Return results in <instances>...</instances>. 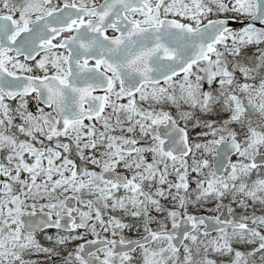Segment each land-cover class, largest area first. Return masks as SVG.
Wrapping results in <instances>:
<instances>
[{
    "label": "snow or ice",
    "instance_id": "6c2138e0",
    "mask_svg": "<svg viewBox=\"0 0 264 264\" xmlns=\"http://www.w3.org/2000/svg\"><path fill=\"white\" fill-rule=\"evenodd\" d=\"M0 264H264V0H0Z\"/></svg>",
    "mask_w": 264,
    "mask_h": 264
},
{
    "label": "flooded vegetation",
    "instance_id": "af4514ba",
    "mask_svg": "<svg viewBox=\"0 0 264 264\" xmlns=\"http://www.w3.org/2000/svg\"><path fill=\"white\" fill-rule=\"evenodd\" d=\"M126 236H128L129 238H135L136 237V232L135 230L129 232L128 230H125V233H124Z\"/></svg>",
    "mask_w": 264,
    "mask_h": 264
},
{
    "label": "trees",
    "instance_id": "16d2710c",
    "mask_svg": "<svg viewBox=\"0 0 264 264\" xmlns=\"http://www.w3.org/2000/svg\"><path fill=\"white\" fill-rule=\"evenodd\" d=\"M189 211H190V212H193V211H196V212H198V211H203V212H205L203 209H197V208H191V207H190ZM207 213H208V212H207Z\"/></svg>",
    "mask_w": 264,
    "mask_h": 264
},
{
    "label": "water",
    "instance_id": "95a60500",
    "mask_svg": "<svg viewBox=\"0 0 264 264\" xmlns=\"http://www.w3.org/2000/svg\"><path fill=\"white\" fill-rule=\"evenodd\" d=\"M233 23H235V22H233ZM197 214H199V215H211V214H207V213H197Z\"/></svg>",
    "mask_w": 264,
    "mask_h": 264
},
{
    "label": "rangeland",
    "instance_id": "374dc122",
    "mask_svg": "<svg viewBox=\"0 0 264 264\" xmlns=\"http://www.w3.org/2000/svg\"><path fill=\"white\" fill-rule=\"evenodd\" d=\"M214 214V213H213ZM54 234V233H53ZM89 238H91V237H89Z\"/></svg>",
    "mask_w": 264,
    "mask_h": 264
}]
</instances>
